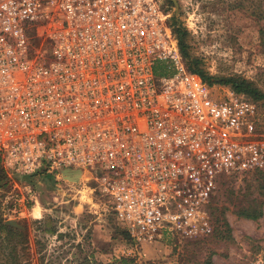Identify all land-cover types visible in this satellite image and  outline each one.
Here are the masks:
<instances>
[{"label": "built area", "instance_id": "2783aa9c", "mask_svg": "<svg viewBox=\"0 0 264 264\" xmlns=\"http://www.w3.org/2000/svg\"><path fill=\"white\" fill-rule=\"evenodd\" d=\"M166 19L159 0H0L4 170L94 181L137 245L207 237L220 178L264 169L256 105L213 95Z\"/></svg>", "mask_w": 264, "mask_h": 264}, {"label": "rangeland", "instance_id": "374dc122", "mask_svg": "<svg viewBox=\"0 0 264 264\" xmlns=\"http://www.w3.org/2000/svg\"><path fill=\"white\" fill-rule=\"evenodd\" d=\"M159 1L177 49L173 31L178 28L186 32L190 57L207 75L244 79L264 94V0ZM210 89L216 97L236 94L252 101L258 110L256 133L264 141V99L253 100L218 84ZM7 178L0 187V218L26 229L30 264H263L264 191L257 186L264 169L220 178L207 209L212 225L207 237L141 245L116 224L94 181ZM24 184L34 189L35 200L25 216H16L12 198ZM242 209L262 213L251 220L238 215Z\"/></svg>", "mask_w": 264, "mask_h": 264}, {"label": "trees", "instance_id": "16d2710c", "mask_svg": "<svg viewBox=\"0 0 264 264\" xmlns=\"http://www.w3.org/2000/svg\"><path fill=\"white\" fill-rule=\"evenodd\" d=\"M176 36L179 53L186 65V69L198 75L201 80L209 87L214 84L228 86L233 92L242 94L252 98L253 100L264 99V94L258 88L254 87L252 83L235 77L214 78L207 75L200 67L196 59L190 57L188 53V46L186 44V32L181 29L173 31ZM261 43L264 45V33L261 34ZM264 47V46H263ZM155 73L158 75L165 74L163 66L156 65ZM29 180L30 178H24ZM8 182L7 173L4 170L0 158V187H4ZM259 190L264 191V180L260 181L258 186ZM264 195V194H263ZM261 211L249 212L247 209H242L238 212L239 216L246 219L257 220L261 216ZM125 262L124 260H122ZM31 254L29 253V241L26 229L19 230L13 228L9 224H5L0 218V264H30ZM116 262V261H115ZM41 264H43L41 262ZM204 264H210L207 260ZM264 264V258H263Z\"/></svg>", "mask_w": 264, "mask_h": 264}, {"label": "bare ground", "instance_id": "6f19581e", "mask_svg": "<svg viewBox=\"0 0 264 264\" xmlns=\"http://www.w3.org/2000/svg\"><path fill=\"white\" fill-rule=\"evenodd\" d=\"M77 178H78V179H81V178H79V177H76V178H72V177L70 178L69 176L67 177L68 180L77 179Z\"/></svg>", "mask_w": 264, "mask_h": 264}, {"label": "water", "instance_id": "95a60500", "mask_svg": "<svg viewBox=\"0 0 264 264\" xmlns=\"http://www.w3.org/2000/svg\"><path fill=\"white\" fill-rule=\"evenodd\" d=\"M71 182H75V183H77V182H79L77 179H75V180H73V181H71Z\"/></svg>", "mask_w": 264, "mask_h": 264}]
</instances>
